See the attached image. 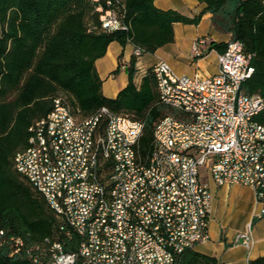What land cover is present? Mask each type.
Segmentation results:
<instances>
[{
    "label": "built area",
    "instance_id": "obj_1",
    "mask_svg": "<svg viewBox=\"0 0 264 264\" xmlns=\"http://www.w3.org/2000/svg\"><path fill=\"white\" fill-rule=\"evenodd\" d=\"M93 1L100 27L89 23L91 30L129 29L125 0ZM202 42L192 44L197 56ZM226 44L216 74H178L162 59L151 67L160 101L180 113L156 123L146 154L142 121L107 107L83 115L65 96L30 125L14 168L42 195L65 235L72 230L80 237L71 253L47 239L34 264H175L210 237V181L250 186L254 217L264 219V122L257 119L264 98L242 89L253 76V54L238 40ZM132 52L144 53L138 46ZM252 241L249 228L234 243L249 248ZM13 245L14 253L24 247L19 238Z\"/></svg>",
    "mask_w": 264,
    "mask_h": 264
},
{
    "label": "trees",
    "instance_id": "obj_2",
    "mask_svg": "<svg viewBox=\"0 0 264 264\" xmlns=\"http://www.w3.org/2000/svg\"><path fill=\"white\" fill-rule=\"evenodd\" d=\"M154 1L125 0L129 29L102 32L90 29L89 23L100 27L93 0H0V264H34L32 257L41 256L37 247L43 249L47 239L60 241L67 252L78 250L80 237L72 230L65 235L67 228H61L42 195L13 164L15 153L28 146L30 125L50 112L59 92L83 115L107 107L142 121L143 154L150 150L156 123L180 113L160 101L151 68L136 83L134 55L126 69L127 84L114 98L102 95L94 62L104 57L111 42H132L144 53H154L173 42L175 22L197 25L209 12L215 30L230 33V39L253 54V76L242 89L264 98V0H197L205 8L193 17L157 9ZM226 45L215 42L210 48L223 52ZM119 70L118 64L113 74ZM257 119L264 122V110ZM18 238L24 247L14 253ZM176 259L175 264H218L216 257L194 249ZM248 264H264V256Z\"/></svg>",
    "mask_w": 264,
    "mask_h": 264
},
{
    "label": "crops",
    "instance_id": "obj_3",
    "mask_svg": "<svg viewBox=\"0 0 264 264\" xmlns=\"http://www.w3.org/2000/svg\"><path fill=\"white\" fill-rule=\"evenodd\" d=\"M154 6L162 10H177L189 17L196 16L205 8L203 3L197 0H155ZM172 43L160 46L154 53H143L137 57L135 81L140 83L141 78L160 59L171 65L178 74H216L218 70V50L210 48L211 43H227L231 34H223L213 28L211 14L204 12L197 25L175 22L173 24ZM196 40H202L199 49L202 54L197 56L192 44ZM134 45L127 42L122 46L119 42H111L104 57L95 60L98 76L104 83V77L113 76V71L120 66L119 72L125 75V81L116 89L112 96L114 98L123 88L128 80L126 69L133 56ZM120 56V57H119ZM104 61L111 64L107 69ZM118 72V73H119ZM106 75V76H105ZM114 77V76H113ZM102 92V87H101ZM103 95V92H102ZM212 192V209L209 219V239L198 243L194 250L208 256H214L218 264H248L249 261L264 256V219L254 217L255 207L254 191L249 186L239 184L223 185L217 187L209 182ZM252 231L253 243L247 248L241 242L234 243L238 232L248 229Z\"/></svg>",
    "mask_w": 264,
    "mask_h": 264
},
{
    "label": "rangeland",
    "instance_id": "obj_4",
    "mask_svg": "<svg viewBox=\"0 0 264 264\" xmlns=\"http://www.w3.org/2000/svg\"><path fill=\"white\" fill-rule=\"evenodd\" d=\"M103 67H106L107 69H109L111 67V64L108 63L107 61L106 62L104 61V66ZM113 76H109L107 78H105V77L103 78L104 79L103 80L104 83H103V86H102V92H103V95H105V96H112L113 95L112 93L116 89H118V87L121 84H123L124 81H125V75L122 72L116 73ZM58 94H60L63 97L66 95V93H62V92H59Z\"/></svg>",
    "mask_w": 264,
    "mask_h": 264
}]
</instances>
